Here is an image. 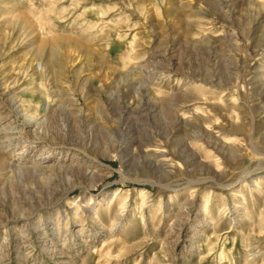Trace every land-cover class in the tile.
Instances as JSON below:
<instances>
[{
    "label": "rangeland",
    "instance_id": "1",
    "mask_svg": "<svg viewBox=\"0 0 264 264\" xmlns=\"http://www.w3.org/2000/svg\"><path fill=\"white\" fill-rule=\"evenodd\" d=\"M0 264H264V0H0Z\"/></svg>",
    "mask_w": 264,
    "mask_h": 264
}]
</instances>
